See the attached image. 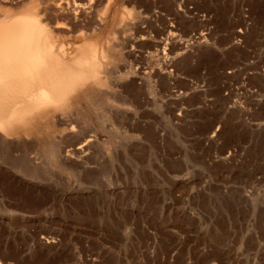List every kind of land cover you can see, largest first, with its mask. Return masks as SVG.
<instances>
[{"label": "rangeland", "instance_id": "374dc122", "mask_svg": "<svg viewBox=\"0 0 264 264\" xmlns=\"http://www.w3.org/2000/svg\"><path fill=\"white\" fill-rule=\"evenodd\" d=\"M96 1L120 86L82 108L106 154L0 157V264H264V0Z\"/></svg>", "mask_w": 264, "mask_h": 264}, {"label": "bare ground", "instance_id": "6f19581e", "mask_svg": "<svg viewBox=\"0 0 264 264\" xmlns=\"http://www.w3.org/2000/svg\"><path fill=\"white\" fill-rule=\"evenodd\" d=\"M87 2L77 4L70 0H25L20 5V9H15L18 8L15 7L16 11L12 10L14 12L11 13L7 11L8 14L5 12L6 14L0 17V157L6 164L21 161V163L31 164L33 167L35 164H40L41 160H46V154L44 155L45 159H41L40 156V151L43 150L48 154L50 153L49 156L52 154V156L58 157L65 164H79V166L84 167L94 156V146H98L99 149L104 147L102 145L106 143V139H102L100 143L95 138L93 118L88 112H85V106L82 108V104L85 102L88 108L91 105L89 96L95 94V91L104 90L107 85L120 86V84L116 85L117 82L114 83V80H111L109 76L112 74L115 77H120L119 68L116 67L120 65L116 64L112 59L113 57L104 50L106 49L105 44L103 48H100L90 39L93 32L97 30L99 32V29L101 31L103 21H101L102 19L98 20L101 24L94 21L97 23L96 25H89L86 22L89 20V14L97 7L90 13V5L92 4ZM99 2L101 1L99 0ZM109 2H112V6L114 5L113 1ZM102 4L106 5L105 3ZM108 6L105 8L106 11ZM109 10L112 11V7ZM99 11L101 12V10ZM132 11L135 10L132 9ZM99 14L97 15L99 16ZM102 14L101 18L104 19ZM133 15L135 16L134 13ZM107 16L110 17L109 12ZM92 19L95 20V18ZM123 20L125 21V19ZM106 21L104 20V23ZM120 22L123 23V21ZM120 22L118 25L121 26ZM84 23L87 24L84 25ZM118 25L116 23V27ZM112 32H110L111 39L115 37V30L113 34ZM122 33L121 38H125L122 37ZM116 38L114 39L117 42L111 47H114L113 50L118 52L120 49L124 51L121 48L123 45H119V40ZM132 41L134 43V39ZM102 42L105 43L104 39ZM122 42L125 43L124 40ZM127 43H125V47ZM108 44L110 49L112 43L108 42ZM132 49L130 52L135 51ZM130 83L134 82L131 81ZM111 93L113 94V92ZM103 95H106V92ZM109 96L111 97L110 94ZM107 98L104 99L107 100ZM105 118L102 113L98 115L101 125H105ZM101 152L103 151L101 150ZM11 166L13 167V165ZM9 169L7 170L10 173L12 169H10L11 171ZM27 171L29 172V170ZM34 171L38 172L37 169ZM6 174L8 175V173ZM14 175L18 176L19 174L14 173Z\"/></svg>", "mask_w": 264, "mask_h": 264}]
</instances>
